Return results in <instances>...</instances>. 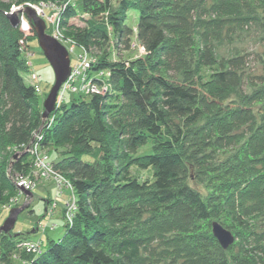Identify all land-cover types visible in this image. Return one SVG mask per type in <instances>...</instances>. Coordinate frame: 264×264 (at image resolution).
I'll use <instances>...</instances> for the list:
<instances>
[{"label":"trees","instance_id":"trees-1","mask_svg":"<svg viewBox=\"0 0 264 264\" xmlns=\"http://www.w3.org/2000/svg\"><path fill=\"white\" fill-rule=\"evenodd\" d=\"M13 1L57 9L63 37L91 61L88 79L106 88L67 92L80 100L68 104L64 95L43 119L40 86L22 75L30 37L10 24L12 4L0 1V203L19 189L16 175L32 172L36 154L26 148L34 143L75 200L69 222L63 206L61 239L27 251L22 244L29 239L17 234L4 249L0 244L1 262L264 264V231L250 233L235 255L232 247L222 249L210 224L239 229L264 212V118L257 122L248 108L264 92L231 96L245 57L217 63L210 45L215 34L257 20L238 10L239 1L248 10V0ZM129 12L137 13L135 26ZM78 15L86 16L81 27L71 23ZM134 45L144 55L123 59ZM244 137L241 159H222L211 170L206 197L190 186V175L210 172L208 150L226 151ZM49 150L60 158L50 161ZM132 167L151 170V180L136 177Z\"/></svg>","mask_w":264,"mask_h":264},{"label":"rangeland","instance_id":"rangeland-1","mask_svg":"<svg viewBox=\"0 0 264 264\" xmlns=\"http://www.w3.org/2000/svg\"><path fill=\"white\" fill-rule=\"evenodd\" d=\"M0 1L10 5L15 3L13 0ZM248 2L250 8L248 6V10L246 8L243 10L242 3L239 1L238 10H240L241 14L245 16L250 15L254 18L257 17V20L251 22L249 21L247 25L242 28L237 26L234 32L223 30L215 34V36H213V40L210 42L213 55L217 63L223 59L226 60L237 56L245 57L246 65L240 71L241 84L239 91L236 90V93H232L231 96H234V94L236 96V94L238 95L242 92L243 96L247 97L255 92H264V82H259V79L264 77V0H248ZM25 6L33 8L34 11L36 10L35 4H12L8 13L24 8ZM47 11L50 16L52 11L55 12L56 10L49 9ZM36 15L43 19L41 15ZM20 16H23L27 19L26 15L23 13L18 15L19 19ZM83 17L86 16L78 15L77 17L72 18L71 23L81 27L84 24ZM228 18H230V16ZM43 20H45V18ZM46 20L45 22H47ZM136 21L137 13L129 12L128 23L131 26H135ZM27 22L29 23L30 21L28 20ZM45 24L46 33L51 35V26L48 23ZM19 25L20 23H18V27ZM227 25L229 24H226V26ZM30 28L31 30L33 29L32 24H30ZM33 32H29L26 35L30 38L28 40V47L24 48L23 54L27 59L26 65L28 66V69H25V71L22 72V75L27 83L33 84L37 88H39L38 85L40 86V100L42 104V101L46 97L54 82V72L48 60L43 55L38 45L35 32ZM135 44H137V42ZM97 53L98 51L93 50L94 55ZM144 53L145 52L142 51L140 47L134 45L132 49L129 51H123L121 55L123 59H134L144 55ZM209 71L210 70L207 68L203 69L204 73H209ZM64 95H66V101L68 104L73 99L80 100L79 94L65 92L63 96ZM233 98L240 100L238 97ZM248 108L255 115L257 122L264 118V100L258 103L249 104ZM45 122L48 124V121H44V123ZM244 140H246L245 137L243 140H241L238 146L228 148L226 151L214 150V152H211L213 149L208 150V153H211L212 155V157L208 160V169L210 168V172L204 170L201 173L195 172L197 176L195 174L190 175L187 179V182L190 184V186L199 192L203 197H206L211 192V185L209 183V178L213 176L211 170L216 164H218V162L225 158L231 159L233 156L234 159L239 161L241 157L236 158V155L241 150V148L238 149V147H240ZM47 154L50 161H56L60 158V153L54 150H49ZM16 159L17 153L14 154V157L11 161H15ZM248 160L249 158L247 157L246 161ZM131 170L132 174H134L136 177H140L141 180H144V178L151 180V170H138L136 167H132ZM32 178L34 179L36 185L33 190H28L31 193L30 195L25 196L21 189H17V192L14 194H6L7 200H5L3 203H0V225L7 218L11 209L19 208L23 204H26V208H24L18 214L15 226L12 231L6 234H0V244L2 249L5 248L6 242L17 234H21L20 236L23 238L38 242L41 245V250H45L50 241H57L65 234L66 222L63 218L62 210L64 208V203L69 199V195H71L70 190L63 187L61 189V193H59L57 191L55 182L52 179H45L39 175H33ZM13 181H15V178ZM214 221L219 222V220L216 219L210 220V224ZM39 224L42 225L38 227ZM222 225L224 226L223 223ZM225 226L224 227L228 229L234 236V242L228 248L232 247L234 254L240 255V249L242 246L240 243L244 242V245H246L244 239L250 238V233H261L264 231V212L256 215L250 220H247L245 225L239 229H237L236 226H234V228L229 227L228 225ZM236 229L238 230L239 234L236 233ZM237 235H239V238H237ZM248 247H250V245H248ZM0 264L5 263H2L0 260Z\"/></svg>","mask_w":264,"mask_h":264},{"label":"built area","instance_id":"built-area-1","mask_svg":"<svg viewBox=\"0 0 264 264\" xmlns=\"http://www.w3.org/2000/svg\"><path fill=\"white\" fill-rule=\"evenodd\" d=\"M46 7L47 5L43 3L35 5L36 14L41 15L43 19L45 18V20L47 19L46 20L47 22L45 23H48L52 28L51 36H53L57 41H59L61 44L65 46L70 56V72H69L67 79L65 80V82L62 84V86L60 87L58 91L56 105L60 103V101L62 100L63 94L65 92H77V91H83L85 93L104 92L106 87L102 86L101 88H98L94 86L88 79L89 77L88 69L90 68L91 61L89 57L87 56V53H85L83 50L77 49L75 44L72 41L65 39L63 37L62 32L60 31L59 26H58L59 12L57 11V9L53 8V10H56V11L55 12L52 11V14H50L49 16V13H46L44 11ZM27 21L28 20L26 18H24L23 16H20L19 27L21 31L25 33V35H27V33L29 32H32L30 28L31 23L30 22L28 23ZM21 43H23V40L21 41ZM140 49L144 51L143 48L140 47ZM35 137L38 138V134H35ZM27 148H28L27 150H30L32 153H35L36 155L33 161L32 172L27 175L16 176L15 184L19 189H23L26 191L33 190L36 185L34 179L32 178L33 175H37V176L39 175L40 177H43L45 179L53 178L57 183V187H58L57 189L59 193L61 192L60 190L63 187H68L66 180H64L59 174H55L52 168L48 165V163L45 160L46 157L40 156V154L37 152V147L35 143L32 146L29 145ZM64 207H65L64 217L69 222L72 218L73 210L75 209V200L73 196H71V198L68 199L64 203ZM40 225L42 224H39L38 227ZM22 246H24L27 251H35V250H38L39 243L28 240V241H25L22 244Z\"/></svg>","mask_w":264,"mask_h":264},{"label":"water","instance_id":"water-1","mask_svg":"<svg viewBox=\"0 0 264 264\" xmlns=\"http://www.w3.org/2000/svg\"><path fill=\"white\" fill-rule=\"evenodd\" d=\"M21 13L25 14L27 19L31 22L38 45L54 72V82L46 97L42 101V118L46 119L55 110L58 91L69 75V53L63 44L57 41L53 36L46 33L45 21L38 17L34 9L31 7L25 6L19 10L7 13V18L13 27L18 26V15ZM21 190L25 196L31 194L29 191L23 189ZM24 208H26V204L9 211L7 218L0 225V234H6L12 231L18 214ZM211 232L224 250H226L234 242L233 234L219 222L214 221L211 223Z\"/></svg>","mask_w":264,"mask_h":264}]
</instances>
